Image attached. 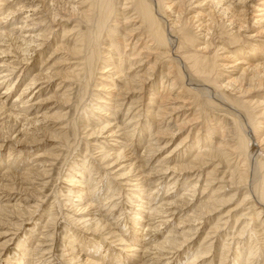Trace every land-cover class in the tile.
I'll return each instance as SVG.
<instances>
[{
	"label": "rangeland",
	"instance_id": "1",
	"mask_svg": "<svg viewBox=\"0 0 264 264\" xmlns=\"http://www.w3.org/2000/svg\"><path fill=\"white\" fill-rule=\"evenodd\" d=\"M200 1L202 0H180L179 4L182 5L180 9L184 13L182 15L191 25L204 20L201 23H204L202 26H206V23H209L205 22L208 18H200L197 21L189 19L195 12H212L215 24L212 22L209 35L214 38L215 45L221 43L219 41L221 39L227 42L224 33L236 32V23L231 25L229 14L228 17L221 15L218 12L219 8L215 9L214 6L207 4L211 0H204L201 5ZM229 3L231 8L241 14L237 20L242 21L244 26L240 31L242 37L250 35L255 37V34L260 32V26L264 25V18L260 20L261 14H264V0H224L218 7L223 5L226 7ZM84 8L81 0L0 2V31L5 34V37L0 39V49L5 50V53H0V76L8 75L5 79H0V101L5 104V108L0 111V264H19L17 261L21 264H245L244 260L248 258L249 252L256 254L251 257L249 264H264V207H261L254 197L244 201L245 186L243 184L239 186L235 178L233 182L229 181L231 177L229 179L228 171L230 173L233 170L232 165L236 159L234 154L227 155L228 158L225 157L223 161L221 157L214 159L203 157L206 160L203 163L206 165L199 167V162L197 164L196 160L192 159L198 151L188 149L190 145H195L194 142L197 140L204 139L207 135L205 131L214 129L215 125L222 128L223 124L220 126L218 121L224 118V112L221 110H226V107L220 106L210 109L206 114H198L197 107L192 104L190 106L191 101L187 97L184 109L189 110H169L162 120L154 119L156 114L153 111L156 113L160 101L162 105L169 103L166 101L167 97L172 99L177 90L175 88L169 95L166 88L165 90L161 88L160 82L157 81V78L162 77L160 76L162 69L159 66L154 68L152 78L149 81L147 79L142 85V91L130 90L129 95L127 92L114 103L115 105L113 104L114 107L112 105L106 107L108 103L101 100L116 101L117 95L123 90V82L119 77L129 74L127 76L129 80L133 77L131 75H142L150 65L144 61L140 64L139 61L129 64L127 62L122 66L121 71L124 74L112 77L110 74L114 70L110 71L105 74V78L102 77L105 80H102L103 82L100 80L102 79L100 71H95V78L93 76L92 79L94 81L89 84H93V87L91 85L87 89L72 84L73 82L69 83L71 84L69 104H61L58 100L59 95L68 88V82L61 83L62 80L58 77H53L49 81L45 77L54 76V71L63 73L67 71L66 66L73 63L70 57L65 59L66 62L58 61L63 60V56L66 55L60 48L67 43L70 47L71 42L76 39L73 32L72 34L67 32L78 26L77 22L80 19L78 11L85 10ZM9 11L12 14L4 18ZM120 31L119 35L122 36L124 32ZM195 32L198 33L193 28V33ZM200 33L202 36L205 30ZM256 36L253 40L250 39L248 44L241 46L246 54L255 44L261 43L260 47L264 48V33ZM131 42L133 44L127 48V53L130 52L129 48L132 49L134 46L135 40ZM226 42L228 50H234V45L228 46ZM213 52V48L210 49L208 56L211 57ZM218 54L221 56V51ZM114 56L113 59L116 60L117 57ZM252 58L256 60L259 57ZM219 59L217 65L229 64L227 66L231 67L236 64L233 58L227 62ZM102 66L103 64L98 63V67ZM137 66H142L141 72ZM108 68L111 69L107 67V70ZM227 70L232 71L233 68ZM227 70L225 69V74H228ZM234 71L233 76L241 72L238 69ZM39 77L42 79L24 91L31 79ZM8 82L12 83L11 90L4 96ZM133 84L132 86L136 88V84ZM140 85L138 82L137 86L141 87ZM108 86L113 88L109 87L110 95L105 92ZM150 87L163 97L161 100L156 99L151 105ZM252 90L249 97L255 94L262 97L260 94L264 93V88ZM77 92L83 94L78 96ZM224 93L232 98L239 96L235 91L227 90ZM18 95L22 96L17 98ZM85 96L87 97L84 98ZM241 98L243 97H239L238 100ZM20 100L29 102L21 105ZM169 104L166 105L170 109L172 105H176L175 107L181 105V102ZM60 105L63 106L64 117L46 118L53 115L56 107ZM27 106L30 108L25 110ZM94 106L98 110L91 113ZM247 106L257 116L264 109L262 106L258 109L254 103ZM147 107L150 108L148 111H151L148 114ZM8 108L13 109L14 114L19 113L17 122L12 118L13 121L10 119V122L5 124L8 116L5 109ZM79 111L81 114H78ZM82 116L84 117L80 119ZM34 119L39 121L31 124L30 121ZM225 119L229 118L225 116ZM182 120L188 122L187 125L182 128L179 126V130H175L176 125ZM62 125L65 128L64 132L69 135L67 143L50 139L49 132L59 129L61 131ZM73 125L75 128L78 127L77 139L74 137L76 130L72 129ZM146 125L150 126L149 130L145 129ZM41 126L44 131L39 130ZM25 129L28 131L26 138L23 136L19 139L25 134ZM260 129L263 137L264 128ZM87 134L90 135L86 136ZM219 134L220 132L215 131L211 135L214 141L210 147L212 150L218 147L220 138L226 136L224 133L220 136ZM260 143H252L255 147L253 146L251 153L259 158L258 160L264 161V142ZM199 144L201 147L202 143ZM223 149L226 154L230 152L227 148ZM105 152H108L110 157L100 162V155ZM117 154L122 156L113 162L112 159ZM226 160H230V167L229 163L226 165ZM109 161L110 163L106 164ZM191 162H193L191 166L196 164L193 170H181L182 166L191 167ZM213 168L217 172L207 178ZM120 170L128 171V175L123 179L115 176ZM44 171L46 173L42 175ZM207 180L208 183L205 182ZM205 188H207L205 191L202 190ZM81 189L83 194L80 192ZM72 192L76 193L75 196L79 194L84 198L83 202L80 203ZM135 195L139 196L138 200ZM218 200H223V205L220 206ZM201 205L207 206L201 210V214L204 209L208 210L214 206L215 211L202 214V220H195L193 215L197 214L199 217ZM149 207L162 211L157 214L150 213ZM258 213H261V216L256 221L255 215ZM49 215H54L53 223L48 222ZM80 217H84V220H94L93 222L98 220L102 222L103 228L95 232L92 225L89 229L87 226L84 228L80 224L77 225ZM240 232L242 236L238 237ZM118 237L123 242L119 241ZM133 239L137 240V250L132 247L127 250V245L133 244Z\"/></svg>",
	"mask_w": 264,
	"mask_h": 264
},
{
	"label": "bare ground",
	"instance_id": "2",
	"mask_svg": "<svg viewBox=\"0 0 264 264\" xmlns=\"http://www.w3.org/2000/svg\"><path fill=\"white\" fill-rule=\"evenodd\" d=\"M2 1L0 0V2H2ZM223 1L224 0H211V1L207 2V4L214 6L215 9L219 8L218 12H220L221 15L228 17L227 15L229 14L230 15L229 23L231 25L236 23L235 24L236 25L235 27L237 29L236 32L234 31V33H232V31H227V33H224L225 37H226L225 39H227V42L225 40L226 45L227 44H228V46L234 45V47H235V48H233L234 50H230V49L228 50V48L225 46L224 39L219 40V41H221V43H219L217 45L214 44V42H213L214 38H212L209 35L210 34L209 32H211L210 26H211V24L214 23L212 12H207V13L206 12H204V13L195 12L196 14L194 13V16L189 20L193 21L196 19V21H197V19H200V18H203V19L208 18L207 20L205 19L206 20L205 22L208 21L209 23L208 24L206 23V26H202V24H204V23H201L202 21H204V20H202L201 22L199 21L200 23L194 22L191 25L188 22V19H186L183 16L184 13L180 9V7L182 5L179 4L180 0H81V4L85 7L84 8L85 10H81L80 12L77 10L78 15L80 13V16H79L80 19L77 22L78 26H75L74 28H72V30L67 32V33L71 32V34L73 32L74 38H76V39H74V42H71L70 47H69L68 43H67V45H65L63 43L64 45L61 46L60 50L66 55L63 56V60L62 59L58 60L60 62H63V61H65V59L67 57H70L71 58L70 61L73 63H69V65H67V66L65 65L66 66L65 70H67V71H65L63 73H62V71L61 72L60 71L59 72L54 71V73H53L54 76L51 75V77H50V76L46 75L45 78H47L50 81V79H53V77L54 78L58 77L60 80H62L61 83L62 82H65V83L68 82V85H69L68 88H66L65 92L63 91L59 95L60 98L58 99L61 101V104L67 105L70 102L69 97H70V93H71V90H70L71 84H69V83L73 82L72 84L79 85L81 88L86 87L88 89L89 86H91V85H92V87L94 86L93 84H91V85H89V84L92 81H94L92 79H93V76L95 75V71H100L99 73H100L101 78L102 77L105 78V74L114 70L113 72H111L112 74H110L113 77L116 75H121L123 73L121 71V70H123L122 66L124 64H126L127 62H128V64H129V62H136V61L137 62L139 61L138 62L139 64L142 61L149 63L150 64L149 67L147 69H145V71L142 73V75H135V74H134L135 76L131 75L133 77L129 80H128L129 77H127L129 74H127V76L121 75L122 77H119L120 80H122V82H123V90H122V92L119 93V95H117L118 98L116 99V101H115V99L110 100L113 102H105L106 100H101V102H103V103H108V105L106 107H109V106L111 107V105L114 107V105H115L114 103H117L118 100L121 97H123V95L126 94L127 92H128L127 95H129L130 90L135 91V89H137V90L142 91V85L145 84L147 79L149 81L152 78V72H153L154 68L159 66L160 69H162L160 72V76H162L163 78L161 77L162 80H161V78H157L158 79L157 81L160 82L159 84L161 85V88H163V90H165V88H166L167 89L166 91L168 94L171 91H173L175 88L177 89L176 93H174L173 98L171 99V98L167 97L166 101H168L170 104H175L176 102H181V105H179L177 107H175L176 105H172L171 108L169 109L167 106L169 103H166L167 105L165 103H163V105H162V102L160 101V103L157 105L156 113H155V111H153V113L156 114V116L154 115L155 116L154 119L160 118V120H162L164 115H166L169 112V110L170 111H176V110L178 111L179 109L180 110L184 109V106L186 105L185 99H187V97H188L189 101H191V103H189L190 106L192 104V105H195L194 107H197L196 111L198 114L199 113L206 114L207 112H209L210 109L213 110L214 108H220V106L226 107V110H221V112H224V118L222 119V121H220V122L218 121L219 125L223 124V126L220 125V126H222V128H220L218 125H215L214 129L211 128L212 130L209 129V130H207V132L205 131V133H207V135L204 136V139L201 137L203 140H200V139L197 141L195 140L196 142H194V144L195 143L196 144L195 145L192 144V146L190 145L188 147V149L193 148V149L198 151V152L195 151L196 152V154H194L195 157L192 159H194V161L196 160L197 164L199 162V165H200L199 167H202V165H206V163H203L205 160L203 157L208 156V158L210 157L211 159L221 157L222 158L221 160L223 161L225 157L228 158L227 155L231 156L232 154H234L236 159L234 158L235 161L232 165V166H234L232 168L233 170L230 173L228 171V174L230 175L229 179L231 177V179L229 181L233 182L232 180L235 178V180H238L237 183H239L238 184L239 186H240V184H243L245 186L244 189L246 190V192H245L246 196L243 197L244 201L246 199L254 197V200H256V202H258L261 207H264V161L258 160L259 158L257 159L256 157H254L255 155H252V153H251V150L254 146L252 144L253 142L256 144H258L260 142H264V136L262 137L260 134V131H261L260 128H264V122H261V121H264V109L261 111V114H259L257 116L254 113V111L249 106H247L249 104L252 105V103H254V104H257L258 109L260 108V106H262V108L264 107V93L260 94L262 97H257L256 94L255 95L252 94L253 96L249 97L250 96L249 94L251 93L252 89L255 90V88H257V91H258V89L264 88V48L262 49V47H260L261 43L255 44V45L253 43L254 46L251 47V50H249L248 53L246 54L245 50L241 47L245 43L248 44L250 42L249 41L250 39L253 40L255 37H257L256 35H259V33L260 34L264 33V25L260 26L261 27L260 32L255 34V37L252 35L247 36L246 38L242 37L240 31H241V29L244 28V26H243L242 21L237 20V19H239L241 14L236 12V10L233 7L231 8L230 3L226 7H224V5L222 7H218ZM203 2H204V0L200 1L199 4L201 5ZM187 5H189V4H187ZM232 10H235V11H232ZM6 14H5L6 17H4V18H8L12 14V12L9 11V13L7 12ZM1 15H3V14H1ZM261 16L262 17L260 18V20H262L264 18L263 17L264 14H261ZM196 23H198V24H196ZM118 25H121V26H118ZM118 27H119V29H117ZM77 28H78V30H77ZM80 28H82V29H80ZM193 28L198 33L195 32V34H194ZM119 30H121L120 32H124L122 36L119 35ZM202 30H205V34H202V36H200L201 35L200 31H202ZM232 30H233V28H232ZM2 32L0 31V39L5 37V34ZM132 40H135L134 46L132 47V49L129 48L130 52L127 53V51H128L127 48L133 44L131 42ZM259 40H260V38H259ZM140 42H142V43L137 48V45ZM101 47H103L104 49L102 50ZM231 47H233V46H231ZM212 48H213L214 52H213V55L211 57H209L208 52L210 51V49L212 50ZM257 49H259V50H257ZM219 51H221V56L218 54ZM121 52H124L125 54L123 53L122 55H120ZM0 53L1 54L5 53V50L3 49V51H2V49H0ZM260 53H262V54H260ZM114 55H116V57H117L116 60H114L115 58L113 59V57H115ZM151 55H152V57H151ZM153 56H155V57H153ZM119 57L120 58L122 57V59H120ZM252 57H256V58L259 57V58L254 60ZM127 58L130 60H128ZM219 58H221V59H219ZM231 58L234 59L233 60L234 62L236 61V64H233L231 67L227 66L229 64L217 65L218 59L222 60V62L223 61L227 62V61L231 60ZM23 60H25V59H23ZM116 62H117V64H116ZM98 63L103 64V66L98 67ZM131 65H134V64L132 63ZM243 65H246V67L244 68ZM242 66H243V68H242ZM107 67H111V69L108 68L109 70H107ZM222 67H224V68L222 69ZM54 68H56V66H54ZM104 68H106V69L104 70ZM141 68H142V66H137V69H140L139 72H141ZM228 68H233V70L228 71L227 70ZM225 69L227 70L226 72L228 74L224 73ZM236 69H238L241 72H240V74L233 76V74H235L234 70H236ZM56 71H58V70H56ZM233 71H234V73H233ZM50 74H52V73H50ZM7 76H8L7 74H6V76H0V79H5ZM45 78H44V80H45ZM94 78H95V76H94ZM103 78L100 79L101 82H103L102 81V80H104ZM39 79H42V78L39 77L36 79H34V78L31 79L30 83L26 85L24 91H26L28 86L30 87V86L34 85ZM110 79H111V77H110ZM3 82H1V83H3ZM138 82H139V84L141 83V85H140L141 87L137 86ZM133 83L136 84V88H134L132 86ZM164 83H166V85ZM11 84L12 83L8 82V85L6 86L5 92L3 94L4 96L8 95L9 91L11 90V88H10ZM94 84H96V83H94ZM135 84H133V85H135ZM97 85H99V84H97ZM106 85H107V83H106ZM110 86H108V90L105 91L107 95H110L111 89H113ZM92 87H90V88L92 89ZM227 90H229L231 92L235 91V93L237 95H239L238 98L239 97H243V98H241V100H238L237 97L232 98V97H230L224 93V91H227ZM150 91H152V93ZM82 92H80V93L77 92L78 96H80V94ZM260 92H262V91L260 90ZM138 93L141 94L140 92H138ZM149 93L152 96V98L149 99L150 105L153 102L155 103L156 99L161 100L163 98L159 92H155L153 90V87H150ZM133 94H135V93H133ZM133 94H130V95H133ZM22 95H23V93H22ZM22 95H18L17 98H20ZM182 95H184V97ZM86 97L87 96H85L84 98H86ZM133 97H135V95H133ZM97 98L99 99V97H97ZM21 101L22 100H20V102ZM245 101H247L249 104H247V102H245ZM2 102L3 101H0V111L5 108V104ZM28 102L29 101H26V102L22 101L21 105H26V104H28ZM81 104H79V105H81ZM189 104H187V105H189ZM82 106H81V108H82ZM17 107H19V106H17ZM254 107H256V105ZM29 108L30 107L27 106L25 108V110H27ZM85 108H87L86 110H88L87 106ZM146 109H147L146 110L147 114L149 112H151V111H148V109H150V108L147 107ZM12 110L13 109H11V108H8L7 110L5 109V112L8 113L7 114L8 116H6L7 121H5V124L10 119L12 120V118L14 119L15 122H17L16 118L19 115V113L14 114L12 112ZM63 110H64L63 106L60 105V106L56 107V112H54L53 115L46 116V118H48V119L49 118L61 119L62 117L65 116V114L62 113ZM95 110H98L96 108V106H94L90 112L94 113ZM100 110H101V112L103 111L102 109H100ZM185 110L187 111L189 109H184V111ZM79 112L80 113H78V114H81V111H79ZM240 112H242L244 115L241 114ZM83 113L85 114V111H83ZM84 116L79 117V118L81 119ZM169 116H171V115H169ZM225 116L229 119H225ZM261 116L263 118L259 119V117H261ZM24 117H27V116L24 115ZM193 119H195V118H193ZM74 120H75V118H74ZM258 120H260V122H258ZM26 121H28V120H26ZM38 121H39L38 119H34L33 121H30V123L33 124V123H37ZM147 121L145 123H147ZM58 122H60V120ZM30 123H29V125H30ZM81 123H82V121H81ZM187 123L188 122H184V120H182L180 124L176 125L175 130H179V126L181 128L183 126H186ZM260 124H262V125H260ZM75 125H78V124L75 123ZM148 125H149V123H148ZM148 125L145 126L146 127L145 129L149 130L150 126H148ZM13 126H15V125H13ZM60 127H62L61 131L59 129V131L54 130L53 132H49L51 134L50 139L54 138L57 141L67 143L69 140L68 139L69 135H67V132H64L65 128L63 127V125ZM85 127H87V125ZM22 128L23 127L21 126V129ZM77 128H75L74 125L72 127V129L76 130V136H74L75 139H77V136H78L77 135L78 134ZM105 128L106 127H104V129ZM224 128H225V130H223ZM81 129L85 130V128L84 129L81 128ZM39 130L44 131V128L42 129V126H41V128ZM215 131L218 133L220 132V134L224 133V134H226V136L225 135H224V137L222 136V138H220L221 142L219 141L217 143L218 147L214 148L215 150L214 149L212 150V148H210V147L214 143V141L211 139V135ZM27 132L28 131L25 129V134H22L19 137V139H21L23 136L25 137ZM159 134H161V133H159ZM163 134H165V133H163ZM220 134H219V136H220ZM89 135L87 134L86 136H89ZM8 136L11 137V135H8ZM35 139H32V141ZM180 143H183V142H180ZM199 143H202L201 147L198 146V145H200ZM260 144H262V143H260ZM157 148H159V147H157ZM223 148H227L230 152L228 151L229 152L228 154L224 153ZM205 149H206V151H202ZM208 150H210V151H208ZM200 151H202V153ZM107 153L108 152H105V153H102V155H100V162L101 161L104 162L103 160H106L110 157L109 153L108 154ZM121 156H122L121 154H117L116 157L112 159V161L113 162L117 161L119 159V157H121ZM205 162H206V160H205ZM229 162H230V160H226V165ZM109 163H110V161L106 164H109ZM192 164H193V162L190 163V166ZM195 165L196 164H194L191 167H189V166L183 167L182 166L181 170H191V169L193 170L196 167ZM228 166L230 167V163ZM197 168H198V166H197ZM228 170H230V169H228ZM216 172H217L216 169L213 168L211 171V174L209 172H207V173H209L207 175V178H210L211 175H214ZM42 173H43L42 175H45L46 172L44 171ZM224 174H226V171ZM127 175H128V171L123 172L122 170H120L119 172H117L115 174V176L118 179H123ZM6 177H11V176H6ZM71 178H69V179H71ZM235 180H234V183H235ZM205 182L208 183V180ZM231 184H233V183H231ZM140 187H142V185ZM208 187L209 186H207V188ZM207 188L202 189V190L205 191ZM80 192H82V194H83V190ZM72 193H74V196H75L76 193L75 192H72ZM137 195H135L136 199L139 197ZM77 197H78V199H77ZM75 198L77 200H79L80 203L83 202V199H84L79 194H78V196H75ZM214 199L217 200L218 198H214ZM148 203H149V201H148ZM223 203H224L223 200H218V204H220V206L223 205ZM77 204H79V203H77ZM210 204H211V202H210ZM74 205H76V203ZM92 206H93V204H92ZM76 207H77V205H76ZM89 207H90V205H89ZM206 207L201 205V208L198 211L199 217L197 214H195V215H193V218L195 220H202L201 218L203 217V215L205 213L210 214L211 212L215 211V206L214 207L212 206L213 208H211V209H208V210L204 209V212H202V214H203L202 215L201 210L203 208H206ZM50 208H52V206ZM84 208H86V207H84ZM1 209H3V208H1ZM148 211H150V213L156 212V214H157V212L159 213L162 210L161 209L157 210V208H152V207L150 208L149 207ZM255 216H256L255 220L257 221L260 219L261 213H258ZM83 218L82 217L78 218V221L76 222L77 225L80 224V225L84 226V228H86V226H87L88 229H89V226L92 225L95 228L94 229L95 232H97L98 230L103 228V226L101 225L102 222L100 223V221H98V220L93 222L94 220L93 221H91V219L90 220H84ZM236 220H239V219H236ZM48 222H50V223L54 222V215L50 216ZM226 223H227V221L225 222V224ZM240 236H242L241 232L239 233L238 237H240ZM118 238H119V241H122L120 239V237H118ZM136 243H137V240L133 239V244L127 245V250H128V248H131V247L133 249L137 250ZM176 247H174V248H176ZM250 253H252V252H249L248 258L246 260H244V261H246L245 264H249L251 257L256 255L255 253H253V254H250ZM201 255H203V254L201 253ZM17 262L19 264H21L20 261H17Z\"/></svg>",
	"mask_w": 264,
	"mask_h": 264
}]
</instances>
